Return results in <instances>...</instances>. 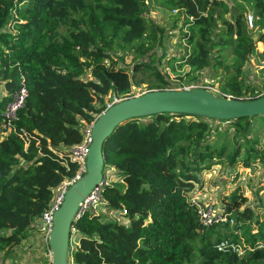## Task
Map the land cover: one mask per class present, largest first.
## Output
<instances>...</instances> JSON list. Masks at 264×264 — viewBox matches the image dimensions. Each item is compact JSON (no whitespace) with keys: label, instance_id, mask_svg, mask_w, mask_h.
Returning <instances> with one entry per match:
<instances>
[{"label":"trees","instance_id":"trees-1","mask_svg":"<svg viewBox=\"0 0 264 264\" xmlns=\"http://www.w3.org/2000/svg\"><path fill=\"white\" fill-rule=\"evenodd\" d=\"M149 1L0 0V254L19 252L55 187L76 174L70 148L82 141L83 126L114 98L135 96V86L174 88L179 83L169 71L187 82L210 76L217 95H264V80L246 74L253 57L264 62V27L255 39L243 11L233 12L227 0H157L178 12L172 28H180L186 46L163 66L166 54L156 50L170 35L148 15ZM253 2L264 16V0ZM22 81L28 95L9 127L4 108ZM217 120L234 129L227 128L221 145L212 140ZM103 151V170L113 168L117 179L105 186L100 206L128 221L87 209L74 221L71 264H264V213L245 193L236 188L224 196L233 223L204 224L191 202L201 171L214 159L264 165V114L132 117L114 128ZM240 199L244 206H237ZM39 230L44 235L43 222ZM223 239L242 251L219 249Z\"/></svg>","mask_w":264,"mask_h":264},{"label":"water","instance_id":"water-1","mask_svg":"<svg viewBox=\"0 0 264 264\" xmlns=\"http://www.w3.org/2000/svg\"><path fill=\"white\" fill-rule=\"evenodd\" d=\"M257 38V35L254 36ZM183 112L211 119L229 120L264 114V95L237 99L215 94L205 87L149 90L113 103L96 119L94 140L87 155V170L68 189L62 206L55 213L49 244L51 264H71V240L79 204L103 177L105 139L124 120L158 112Z\"/></svg>","mask_w":264,"mask_h":264},{"label":"rangeland","instance_id":"rangeland-1","mask_svg":"<svg viewBox=\"0 0 264 264\" xmlns=\"http://www.w3.org/2000/svg\"><path fill=\"white\" fill-rule=\"evenodd\" d=\"M231 10L233 12L243 11L244 15L252 14L254 19V25L249 28L254 33V36L258 34L264 27V16L261 15L255 5L253 0H227ZM148 15L156 21L159 25L163 27H168L167 34L170 36H166L163 40L162 46H157V54L159 56L165 55L163 60V66L166 65V57L170 55H174L180 51L185 49V43L181 40L180 35L176 32L179 31L180 28L173 29L172 26L176 18H179L178 12H175L171 8H166L162 6V4L157 0L149 1V11ZM183 21L179 20L178 24H182ZM182 31H179L181 33ZM258 48L262 49V42H258ZM159 47V48H158ZM131 56L127 57V61H131ZM252 64H248L246 74L249 77L250 81H255L258 79L264 80V62L257 61L255 57L251 59ZM171 79L173 82L179 83L174 86L176 89H183L188 87L191 83H199V82H187L180 81L174 77L172 71H169ZM206 73V72H205ZM207 74V73H206ZM211 82H215L214 84ZM211 83L213 86L218 87V83L210 76L203 78L202 82L199 83L200 86L204 87L206 84ZM147 91L146 86H135L133 93L135 95H141ZM115 99V98H114ZM113 99V100H114ZM120 100V98H118ZM110 99V101H113ZM149 115V114H148ZM143 120H148L144 118ZM215 123L214 131L212 134L213 141H219L218 144L221 145L222 140L225 137L227 132V128H230V132H233L234 129L229 123L219 122L218 120L213 122ZM218 123V124H217ZM256 125H259V122L256 121ZM219 128V133L217 134L216 129ZM232 137L229 135V143L230 148L226 149L227 153L233 150V146L231 147ZM209 161H207L208 163ZM110 179L116 180V172L111 170V167L106 171ZM202 181L201 183H197L195 189L193 190L194 196L200 197L203 200H213L219 206H225V203L229 200H225V194H230L234 191V189L238 188L239 191L246 194L247 203L251 204L254 209L259 213H264L263 206L259 203L262 202L264 205V165L263 163L254 162L251 166L246 167L242 161L237 164L232 165L230 163V159L227 155H222L220 158H216L211 161V165L208 168H204L201 171ZM231 203V202H229ZM246 202L243 199H240L237 206H244ZM99 212L104 213L108 217L116 218L119 220H126L125 215H119L115 210L110 208H104L103 206H99ZM34 239V238H33ZM76 239L75 231L72 233V241ZM35 242H38V238L34 239ZM32 241V244L35 242ZM30 244L29 241H23L19 245V252L17 254H13L11 256H6L4 253L0 254V264H51L52 255H50L49 250H41L42 244H37V250L31 253V248L27 247ZM29 249L27 253L24 252V249ZM72 249V246H71ZM33 250V249H32ZM51 256V257H50Z\"/></svg>","mask_w":264,"mask_h":264},{"label":"built area","instance_id":"built-area-1","mask_svg":"<svg viewBox=\"0 0 264 264\" xmlns=\"http://www.w3.org/2000/svg\"><path fill=\"white\" fill-rule=\"evenodd\" d=\"M246 21L248 25L253 26L254 25L253 15L252 14L247 15ZM196 87H202V86H200L199 83H191L186 88L191 89ZM204 87L212 90L215 94L221 92L218 87L213 86L211 84H206V86ZM27 95H28L27 86L23 81L21 83V86L17 90L11 93L10 100L7 102L3 112L4 118L7 121L9 127H12L13 123L18 119V113L25 105ZM117 101H119V99L115 98L113 102L108 104V107ZM99 115L94 120H92L89 123H86L83 126L84 137L82 141L73 145L70 148V159L76 161L79 164V168L76 174L73 177H69L61 181L55 187L52 202L42 214V222L44 225L43 236L45 242L48 245V250L50 255H52V250L49 244V239H50L51 230L54 226L55 213L62 206L66 193L70 188V186L75 181L80 179L87 170V155L89 153L90 146L94 140L92 129ZM111 181L112 179H110L107 173L104 172L100 182L96 186H94L89 192V194L80 202L78 217L82 213H84L87 209L92 211H98L99 206L103 202L104 188L106 185L110 184ZM191 202L198 207L200 220L204 224H211L214 222L222 223L227 220H229L232 223L234 222V218L229 217L228 214L225 212L226 207L217 205L213 200H209V199L203 200L200 197L192 196ZM74 231H75V227H74ZM218 247L219 249H228L230 247L234 251H238V252L242 251V246L235 244L234 242H230L228 239H223L218 244Z\"/></svg>","mask_w":264,"mask_h":264},{"label":"crops","instance_id":"crops-1","mask_svg":"<svg viewBox=\"0 0 264 264\" xmlns=\"http://www.w3.org/2000/svg\"><path fill=\"white\" fill-rule=\"evenodd\" d=\"M111 170L113 172L115 171L113 168H111ZM39 229L42 230V220L41 219H39L37 221V223L33 227H31V229H29V233H31V235L28 237V239L26 241L30 242V244L27 247L31 248V253L37 250V244H39V245L42 244V248L40 247V249L41 250L44 249V245H43V243H45L44 242V236H43L42 232ZM33 238L34 239L38 238V242H35ZM32 241H34L35 243L32 244ZM75 244L76 245L78 244V239H75L74 242L72 241V244H71L72 248H73V245H75ZM30 248H28L27 250L24 249V252L27 253Z\"/></svg>","mask_w":264,"mask_h":264}]
</instances>
